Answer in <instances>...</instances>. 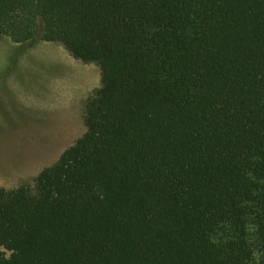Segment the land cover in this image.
<instances>
[{
    "label": "trees",
    "instance_id": "16d2710c",
    "mask_svg": "<svg viewBox=\"0 0 264 264\" xmlns=\"http://www.w3.org/2000/svg\"><path fill=\"white\" fill-rule=\"evenodd\" d=\"M97 64L85 135L0 187V264H264V0H0V36Z\"/></svg>",
    "mask_w": 264,
    "mask_h": 264
},
{
    "label": "rangeland",
    "instance_id": "374dc122",
    "mask_svg": "<svg viewBox=\"0 0 264 264\" xmlns=\"http://www.w3.org/2000/svg\"><path fill=\"white\" fill-rule=\"evenodd\" d=\"M101 86L97 64L39 37L0 36V187H30L86 133L85 106Z\"/></svg>",
    "mask_w": 264,
    "mask_h": 264
}]
</instances>
